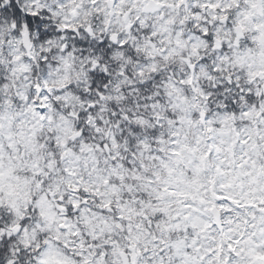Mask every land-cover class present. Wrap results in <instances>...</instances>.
Masks as SVG:
<instances>
[{
  "label": "snow or ice",
  "instance_id": "6c2138e0",
  "mask_svg": "<svg viewBox=\"0 0 264 264\" xmlns=\"http://www.w3.org/2000/svg\"><path fill=\"white\" fill-rule=\"evenodd\" d=\"M0 264H264V0H0Z\"/></svg>",
  "mask_w": 264,
  "mask_h": 264
}]
</instances>
